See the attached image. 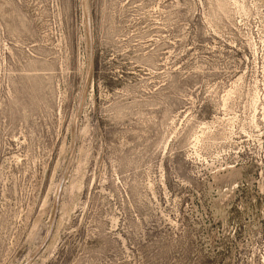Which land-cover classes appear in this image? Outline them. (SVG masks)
Returning a JSON list of instances; mask_svg holds the SVG:
<instances>
[{
  "label": "rangeland",
  "instance_id": "rangeland-1",
  "mask_svg": "<svg viewBox=\"0 0 264 264\" xmlns=\"http://www.w3.org/2000/svg\"><path fill=\"white\" fill-rule=\"evenodd\" d=\"M0 264H264V0H0Z\"/></svg>",
  "mask_w": 264,
  "mask_h": 264
}]
</instances>
